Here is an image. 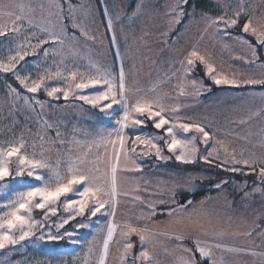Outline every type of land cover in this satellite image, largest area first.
Returning <instances> with one entry per match:
<instances>
[{
    "label": "rangeland",
    "instance_id": "obj_1",
    "mask_svg": "<svg viewBox=\"0 0 264 264\" xmlns=\"http://www.w3.org/2000/svg\"><path fill=\"white\" fill-rule=\"evenodd\" d=\"M0 2L30 4L37 10L36 18L39 19L41 15L39 6L47 5L48 0H0ZM130 2L132 0H71L73 5H83V8H77L76 20L82 22L90 34L97 39L93 41L81 36L79 29L71 27V19L66 20L68 34L70 36L75 34L78 39L73 42L77 53L75 56L68 54V49L65 48V63L71 67L75 61L83 69L87 68L91 62L101 67L115 68L118 71L120 61L115 55L117 48L111 43L114 34L125 71L129 73L130 83L135 82L145 90L156 85L154 94H167L170 98L168 103L179 101L183 105L179 115L207 125V130L216 139L210 140L207 145L198 141V155H207L205 149L212 150L215 146L222 159L225 153L216 143L219 140L228 146V152L235 150L237 158H240L241 151L244 153L243 158H249L253 153L257 159L264 156V112L252 116L253 112L264 108V101L258 95L264 91V88L259 85L239 88L231 85L216 86L207 76L199 75L200 72H197L199 69L203 72L202 75L204 74V67L200 65L190 74V79L202 80L205 90L201 91L199 96L178 95L181 85H186V90L192 91L190 80L184 78L185 74L181 70L180 61L193 47L208 54L214 66L229 76L233 72L244 74L255 72L258 75L261 71L256 65H249L242 59H236L237 56L244 55L250 58V52L245 46L235 40L225 38V42L229 45V48L225 49L213 35L214 30L207 27L201 14L207 13L212 17L219 15L220 9L215 0H189L191 5L186 6L187 12L192 13L194 7L195 14L181 17L180 22L173 23L171 27H169L172 19L170 6L175 4L176 0H135L132 12H128ZM224 2L235 6L240 0H224ZM244 3L251 9H256L253 22L257 24L261 10H264V0H244ZM138 4L141 5L139 9L136 7ZM63 7L67 10V0H64ZM105 7L112 20L113 31H108L109 17L104 15ZM134 12L135 16H133ZM65 14L67 15V12ZM118 16L119 19H117ZM0 23H10V21L5 18L0 20ZM174 32H176L175 36ZM238 33L244 37L248 35L256 43L255 37L240 33V31ZM32 43H36V40L33 39ZM9 44V39L0 37V57H7ZM44 47H51V45ZM258 56L261 59L257 63H264V48L259 49ZM60 60V56H53L50 53L45 62L41 50L39 56L26 57V64L21 62L28 70L27 72L22 71L21 74L27 75L30 72L35 78L36 71H43L46 67L55 71L53 61L59 62ZM34 61L40 62L39 69L35 68ZM47 83L54 87L63 86L60 81H48ZM9 84L12 86L14 84L13 87L21 93L22 97L24 95L32 97V103L35 99L50 101V103L43 109L36 105L33 111L31 107L25 105L21 98L13 106L12 101L15 97L8 96L7 85ZM208 88L211 90L208 91ZM36 94L27 93L11 74L0 73V144L17 140L23 136L27 142L29 154L35 151L39 156L42 151L41 145H43L46 157L55 164L57 159L66 158L63 153L73 146L69 143L70 141L90 138L85 134L114 126V119L110 120L105 117L98 109L83 105L82 110L81 101H73L71 97L69 101H64L62 98L51 100L43 91L39 93V97ZM41 95H44V99ZM55 105L59 107H53ZM242 119L247 122L241 124ZM45 120L53 125L52 129L46 131ZM57 131L60 132V137L56 136ZM128 131L132 132L131 129ZM135 131L145 135L157 134V130L152 128L150 123ZM37 133L44 136L43 141ZM61 139L65 141L63 145L59 143ZM164 155L171 158L158 160L154 155L138 157L142 170L124 174L121 187L129 195L119 198L117 223L130 220L141 227H148L155 233L156 258L159 264H175L176 256L180 251L177 248L179 242L174 238H169L165 233L176 231H181L191 237L183 241V244L189 248L194 249V240L200 239L220 242L231 248L244 249L240 252L218 251L217 255H222L226 264H264V257L259 255V253H264V222H262L264 220V197L259 193L244 197L245 191L252 193L253 188L260 186L257 174L242 165H237L242 169L241 172H231L226 170L231 167L230 164L221 168L216 162L206 164L202 160L191 163L194 166L189 169L181 170L175 168L181 162L176 161L175 156L168 153L166 148ZM215 156L214 152L213 158ZM223 172L231 176H225ZM21 180L29 182L30 178H16V182ZM221 181H227V183L221 184L220 188L215 187ZM189 183L194 185L193 191H188ZM208 188H214L216 192L193 202L187 213H176L173 216L166 214L168 209L177 207L176 204L170 202L173 192H196ZM136 195H139L145 203L135 201L133 197ZM4 199H6V194L0 192V201ZM159 200H165L166 203H157V215L150 220H136V217L147 209L148 202ZM201 201H203L202 204ZM62 212L63 209H61ZM33 215L36 219H40L42 214L36 210ZM58 219L59 216L51 217L53 222ZM107 219L108 217L98 214L97 217L88 221L90 225L88 228L76 229L75 221L66 225V228L77 233L73 237L78 241L75 244L67 238L60 241L38 240L37 237L41 235L42 230L37 229L34 237L21 242L23 246L16 245L0 249V264H94V255L89 259L85 258L88 242L96 236V242L102 245L103 236L106 234ZM82 220L84 218L77 217V221ZM101 227L104 231L97 232V229ZM43 231L46 233L47 229ZM51 231H56L54 223ZM246 232H251V236L243 234ZM216 233H223V236L214 235ZM118 239L117 234L110 244L108 264H118V249L120 248L116 242ZM131 239L135 246L134 251L138 252V237L132 236ZM96 250L98 251V248ZM253 251L258 255H251ZM128 259L131 260L132 257L129 256Z\"/></svg>",
    "mask_w": 264,
    "mask_h": 264
},
{
    "label": "snow or ice",
    "instance_id": "obj_2",
    "mask_svg": "<svg viewBox=\"0 0 264 264\" xmlns=\"http://www.w3.org/2000/svg\"><path fill=\"white\" fill-rule=\"evenodd\" d=\"M63 2L64 0H48L47 5L41 4L39 19L36 18L37 10L30 4L0 2V20L7 18L10 21V23H0V37L10 40L9 54L6 58L0 57V73L11 74L27 93L35 94L43 91L51 100L62 98L64 101H69L71 97L73 101L82 102V110L83 105H90L92 109H98L110 120L114 119V126L86 133V137L90 138L70 141L69 143L73 146L63 153L66 158L57 159L55 164L46 157L43 145H41L42 151L39 156L35 151L29 154L27 142L23 136L17 140L0 144V192L6 194V199L0 201V249L21 245V242L34 237L37 229L42 230L41 235L37 237L38 240L60 241L67 238L73 244L78 243L73 239L77 233L65 226L75 221L76 229L88 228L90 226L88 221L101 214L108 217L106 234L103 236L102 245L96 242V236L88 242L86 259L94 255V264H108L110 244L118 234L119 239L116 241L120 245L118 264H159L156 258L155 233L148 227H141L130 220L118 224L116 215L120 204L119 198L129 195L121 187L124 174L142 170L138 157L154 155L158 160L170 159V156L164 155L165 148L168 153L175 156L176 161L184 164L195 163L197 160H202L206 164L216 162L221 168L230 164L231 167L226 170L231 172L242 171L237 165L250 168L257 174L260 186L253 188L252 193L245 191L244 197L247 198L254 193H259L264 197V156L257 159L253 153L249 158H243L244 153L241 151L240 158H237L236 151L228 152V146L219 140L216 143L225 153L222 159L215 146L212 150L205 149L207 155H198V141L207 145L210 140L216 139L207 130V125L179 115L183 105L179 101L168 103L170 98L167 94H154L156 85L145 90L135 82L130 83L129 73L125 71L114 34L111 43L117 48L115 55L120 61L118 71L115 68L101 67L91 62L87 68L83 69L75 61L69 67L64 59L65 48L68 49V54L75 56L77 53L73 42L78 37L75 34L71 36L68 34V25L65 21L70 18L71 27L79 29L81 36L93 41L97 38L90 34L82 22L76 20L77 8H83V5H73L71 0H67L68 7L65 10ZM215 2L220 9L219 15L212 17L207 13L201 14L207 27L214 30L213 35L225 49L229 48L225 38H230L245 46L250 52V58L244 55L237 56L236 59H242L249 65H256L261 71L258 75L255 72L250 74L233 72L229 76L214 66L208 54L193 47L180 61L181 70L185 74L184 78L190 80L192 91H187V86L181 85L179 96H199L201 91L205 90L202 80L190 79V74L196 69L197 64L203 65L204 75L216 86L231 85L239 88L259 85L264 88V63H257L261 59L258 51L264 48V10H261L259 22L254 24L256 9L246 6L244 0H240L235 6L225 3L224 0H215ZM188 4L189 0H176L175 4L170 6L172 19L169 27L173 23H179L181 17L195 14L194 7L192 13L187 12ZM136 7L139 9L141 5L138 4ZM104 15L109 17L107 7L104 8ZM135 15L134 12L133 16ZM237 29L240 33L255 37L256 43L253 44L239 33L233 35L232 33ZM108 31H113L110 17ZM33 39L36 43H32ZM100 43L102 44L103 41L101 40ZM49 44L51 47H44ZM41 50L45 62L50 53L61 57L59 62L53 61L55 71L46 67L43 71H36L35 78L30 72L22 75V71L27 72L28 70L21 62L26 64V57L39 56ZM33 63L36 69L40 68L39 61ZM48 81H60L63 86H50ZM7 87L8 96L15 97L12 101L13 106L21 98L25 105L31 107L33 111L36 105L43 109L50 103V101L40 99H35L32 103V97L27 95L22 97L21 93L11 84ZM258 95L264 101V91ZM53 107H59V105ZM262 112L264 108L253 112L252 116ZM246 122L244 119L240 120L241 124ZM149 123L157 130V134L145 135L135 131L148 126ZM44 124L46 131L53 127L46 120ZM129 129L132 130L131 133ZM37 135L41 141L44 140V136L39 133ZM56 136L60 137L59 131L56 132ZM59 143L63 145L65 141L61 139ZM214 152L216 156L213 158ZM17 177H28L30 181L16 182ZM226 183L227 181H221L215 187L220 188L221 184ZM187 188L188 191H193L194 185L189 183ZM133 199L145 203L139 195L134 196ZM170 202L176 204L177 207L168 209L166 212L168 216L187 213L193 205L192 200L179 204L175 192ZM157 203L165 204L166 201L148 202L147 209L142 211L136 220H150L157 215ZM61 209H63L62 213ZM36 210L42 214L40 219H36L33 215ZM57 216H59L57 221H51V217ZM77 217H82L84 220L77 221ZM53 223L55 232L51 231ZM45 229H47L46 233L43 231ZM103 231V227L97 229V232ZM243 234L251 236V232ZM165 235L179 242L177 248L180 251L176 256L175 264H226L224 257L217 255L218 251H244V249L227 247L220 242L200 239L194 240L195 248L193 249L183 244L185 239L191 238L185 233L176 231L165 233ZM214 235L223 236V233ZM132 236L139 239L138 252L134 251ZM195 253L199 254V260ZM250 254L258 255L254 251ZM259 255L264 257V253H259ZM129 256L132 257L131 260L128 259Z\"/></svg>",
    "mask_w": 264,
    "mask_h": 264
},
{
    "label": "trees",
    "instance_id": "obj_3",
    "mask_svg": "<svg viewBox=\"0 0 264 264\" xmlns=\"http://www.w3.org/2000/svg\"><path fill=\"white\" fill-rule=\"evenodd\" d=\"M134 2H135V0H132V2L129 3L128 8H127V11L128 12H132L133 7H134ZM190 5H191V2L187 6L190 7ZM177 31H178V29H177ZM238 32H239V29H237L236 32H234V33H238ZM174 34H176V32H174L173 35ZM245 38L248 39V40H250L252 43H255V42H253L250 39V37L248 35H245ZM199 75L204 77V74L201 75V73H200ZM13 86H14V84H13ZM39 93L40 92H38L36 94V96L39 97ZM41 96L44 99V95H41ZM192 166H194V165L193 164L178 163V165H176L175 168L181 169V170H186V169L191 168ZM223 174L225 176H231V174H228V173L226 174V172H223ZM215 192H216V189H214V188H208V189H200L199 191H196V192H177L175 194H176V196H178V199H177L178 203L179 204H184L188 200H192L193 202H197L198 200L202 199L205 195H207V194H213ZM262 222H264V220ZM195 255H196V258L199 260V255L197 253H195Z\"/></svg>",
    "mask_w": 264,
    "mask_h": 264
},
{
    "label": "crops",
    "instance_id": "obj_4",
    "mask_svg": "<svg viewBox=\"0 0 264 264\" xmlns=\"http://www.w3.org/2000/svg\"><path fill=\"white\" fill-rule=\"evenodd\" d=\"M176 34H174V36H175ZM197 66H198V68L200 67V64H197ZM197 72H200L201 73V75H202V71H201V69H199V70H197ZM194 74L197 76V74H196V72H194ZM199 76V75H198ZM200 77V76H199Z\"/></svg>",
    "mask_w": 264,
    "mask_h": 264
}]
</instances>
